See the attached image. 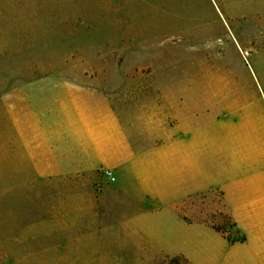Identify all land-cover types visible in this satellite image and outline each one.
Listing matches in <instances>:
<instances>
[{"label":"rangeland","instance_id":"374dc122","mask_svg":"<svg viewBox=\"0 0 264 264\" xmlns=\"http://www.w3.org/2000/svg\"><path fill=\"white\" fill-rule=\"evenodd\" d=\"M58 70L103 90L147 148L175 124L169 107L186 106L187 87L204 102L264 99V0H0V264H190L132 230L102 172L39 177L19 165L3 94ZM211 206L202 200V220L235 237Z\"/></svg>","mask_w":264,"mask_h":264},{"label":"crops","instance_id":"0c3cea01","mask_svg":"<svg viewBox=\"0 0 264 264\" xmlns=\"http://www.w3.org/2000/svg\"><path fill=\"white\" fill-rule=\"evenodd\" d=\"M61 72L3 94L19 165L39 177L111 172L113 181L100 175L104 193L170 257L264 264V99L204 102L201 86L187 87L193 94L185 107H169L176 122L162 142L138 149L108 95ZM204 198L209 212L228 215L235 237L202 220Z\"/></svg>","mask_w":264,"mask_h":264},{"label":"built area","instance_id":"2783aa9c","mask_svg":"<svg viewBox=\"0 0 264 264\" xmlns=\"http://www.w3.org/2000/svg\"><path fill=\"white\" fill-rule=\"evenodd\" d=\"M102 174H103V176H105L108 180H110V181H113V180H114V178H113L112 175H111V172L104 170V171L102 172Z\"/></svg>","mask_w":264,"mask_h":264},{"label":"trees","instance_id":"16d2710c","mask_svg":"<svg viewBox=\"0 0 264 264\" xmlns=\"http://www.w3.org/2000/svg\"><path fill=\"white\" fill-rule=\"evenodd\" d=\"M212 227L214 228V229H216L217 231H220V232H222L223 234H225V231L222 229V228H220V227H217V226H215V225H212ZM227 238L230 240V238L227 236ZM244 239V237H241V240H243ZM232 240H234V239H232ZM186 260V259H185Z\"/></svg>","mask_w":264,"mask_h":264}]
</instances>
